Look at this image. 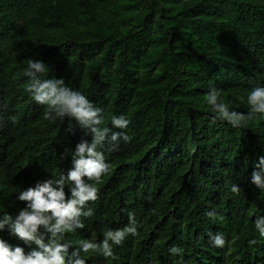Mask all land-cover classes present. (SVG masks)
Instances as JSON below:
<instances>
[{
	"label": "trees",
	"instance_id": "trees-1",
	"mask_svg": "<svg viewBox=\"0 0 264 264\" xmlns=\"http://www.w3.org/2000/svg\"><path fill=\"white\" fill-rule=\"evenodd\" d=\"M28 57L103 107L104 126L112 114L130 119L129 140L101 149L110 174L89 202L94 215L69 238L100 239L106 225L127 223L128 209L138 235L115 246L114 258L86 264H264V238L248 243L264 215V193L250 183L264 155V117L232 129L212 123L204 99L215 85L246 112L247 90L264 84V0H0L2 211L22 206L14 201L22 186L66 172L70 157L59 156L83 134L65 132L67 117L44 119L24 93ZM210 209L223 219L206 217ZM209 231L226 245L211 246ZM0 238L29 250L7 230ZM172 243L183 256L168 254Z\"/></svg>",
	"mask_w": 264,
	"mask_h": 264
},
{
	"label": "clouds",
	"instance_id": "clouds-1",
	"mask_svg": "<svg viewBox=\"0 0 264 264\" xmlns=\"http://www.w3.org/2000/svg\"><path fill=\"white\" fill-rule=\"evenodd\" d=\"M50 72V66L43 60L26 58L22 69L26 78L24 93L36 105L43 106L44 119L63 122L67 117L65 132L74 133V129L79 128L83 134L74 147H65L59 156L60 160L70 157L66 172L60 171L22 186L14 199L23 202L22 206L14 212L0 210V232L7 230L29 248L25 251L21 244L0 238V264H86L87 258L94 256L112 259L115 246L121 245L129 235H138L140 223L136 213L128 209L127 223L115 228L106 225L100 239L90 236L69 238L85 229V219L94 215L89 202L97 200V185L110 174V165L101 149L107 142L115 150L121 141L129 140L124 130L130 119L124 113L112 114L111 127L104 126L105 109L83 91L66 84L63 77L50 76ZM204 99L210 108L212 123L221 122L232 129H242L255 117H264V84L253 83L247 90L246 112L230 107L232 100L225 102L221 90L215 85L209 86ZM250 183L264 193V155L258 156L254 162ZM229 190L232 193L241 191L234 182ZM204 215L223 219L214 209ZM252 225L258 237L250 238L248 243L256 245L259 238H264V215H256ZM206 235L211 246L223 248L226 245L222 232L209 231ZM167 252L179 257L184 255L185 249L172 243ZM148 264H153L151 257Z\"/></svg>",
	"mask_w": 264,
	"mask_h": 264
}]
</instances>
